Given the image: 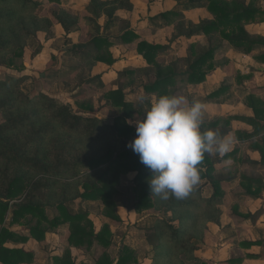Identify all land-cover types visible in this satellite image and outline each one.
<instances>
[{"label": "rangeland", "instance_id": "1", "mask_svg": "<svg viewBox=\"0 0 264 264\" xmlns=\"http://www.w3.org/2000/svg\"><path fill=\"white\" fill-rule=\"evenodd\" d=\"M31 2L35 3L32 10L31 4L25 9L20 4L12 6L11 2L9 6L0 5V98L9 97L13 103L5 113L0 112V124L8 116L20 113L27 117L14 131L18 138H23L32 126L35 130H47L36 139L30 151L44 155L49 163L61 148L56 146L65 140L72 149L70 153L64 151L65 156L72 162L103 153L106 147L113 146L109 160L92 169L80 168L78 172L77 177L89 174L86 180L104 187L98 198L78 196L87 185L83 179L72 178L70 172H65L67 176L59 180L29 170L18 172V178L20 172H27L31 176L30 184L35 186L49 184L33 188L32 200L43 208V217L26 213L14 222L9 211L0 225V229L5 227L26 237L25 241L6 242V246L23 250L25 260L19 264H60L57 258L67 250L76 260L85 259L84 264H96L95 260L102 255L115 260L125 247L133 251L136 263L149 264L153 256L149 243L156 220L170 218L172 224L188 231L193 229L190 219L180 220L177 216L195 214L193 209L202 217L197 221L201 237L196 242L200 247L194 254L203 264H264V190L251 194L244 187L245 178L252 176L261 177L264 182V166L260 165L259 153L253 147L264 138V130L248 140H241L236 134L237 130H254L248 121L254 114L248 105L249 98L264 100V67L260 68L262 63L253 58L264 53V21L244 25L247 36L259 40L250 55L238 52L219 32H214L217 48L211 64L203 68L206 77L199 83H191L182 82L181 77L187 78L196 51L208 45V36L200 33L175 41L172 37L180 21L188 27L212 18L206 4L190 7L185 5L186 0H125L124 8H117L108 16L103 9H109L112 4L101 10L93 9L91 0ZM245 2L264 8V0ZM15 11L19 17L9 24L6 16ZM26 11H32V17L26 16ZM58 16L75 25L66 29ZM36 26L38 29L34 31ZM125 32H132L128 41L123 38ZM95 37L101 39L99 47L93 41ZM141 42L157 45L151 62L142 56ZM156 65L167 66L179 75L173 77L165 91L158 92L184 96L189 102L200 100L204 104L202 128L212 126L211 129L234 136L229 153L224 156L206 153L200 165L203 171L207 164L213 167L209 176H201L193 189L198 192L192 194L193 199L197 195L204 201L213 199V205L206 211L203 209L206 202L202 201L201 207L190 205V211L182 207L175 216L170 211V199L164 201L151 194L149 180L147 183L134 180L136 171L130 168L138 166V155L132 153L136 155L134 161L128 156H118L122 149L133 152L127 145L136 135L135 122L143 117L148 102L157 97L158 92L146 89L155 80ZM141 96L145 97L143 104L139 101ZM31 97L35 98L26 103ZM43 97L67 103L83 116L97 118L102 133L100 141L91 142L83 133L53 128L50 113L45 111L47 101L41 102ZM119 116L132 126L129 133L113 134V121ZM3 167L0 159V169ZM1 179L2 176L0 189ZM214 181L219 182L217 187ZM28 184L26 179H17L16 192L6 201L14 204L23 200ZM143 193L146 197L141 200ZM59 203L64 204L68 213L83 215L81 224L85 228L91 226L99 233L105 229L103 236L108 244L95 240L88 247L70 245V223L59 211ZM206 217L214 219L206 220ZM33 227L45 230L41 239H35L30 232ZM245 242L257 243L245 245ZM179 258L184 264H197L186 260L183 254Z\"/></svg>", "mask_w": 264, "mask_h": 264}, {"label": "trees", "instance_id": "2", "mask_svg": "<svg viewBox=\"0 0 264 264\" xmlns=\"http://www.w3.org/2000/svg\"><path fill=\"white\" fill-rule=\"evenodd\" d=\"M9 2L12 3V6L16 7L20 4V8L24 9L29 4H31V10L35 7V3L31 2V0H0V5L3 4L9 6ZM108 4H112V6L109 9L104 10L103 7ZM205 4L213 17L210 19L201 20L200 23L188 27H185L183 22L180 21L176 25L175 28L177 31L172 37L174 39L173 41H175L179 40L180 38H188L200 33L208 36V45L205 47H200L199 50L197 49L198 51L195 50V57L193 58V61L190 65L187 78L184 79L181 77L182 82L187 80L191 83H199L206 77V72L203 71V68L206 65L211 64L210 62L213 58V53L217 48V45L214 44V32H219L220 36L227 40L235 50L247 55H250L253 45L259 42L258 39H250L247 36L244 25L264 21V8L255 7L254 4H248L245 2V0H186L185 5L190 7H201ZM90 5H92L93 9H100L102 7L101 9H103V11L109 16L115 9L124 8L125 0H107L105 2L91 0ZM25 13L26 16L29 15L32 17L33 15L32 11H26ZM170 14L175 15L176 12H171ZM18 17V11L6 16V18H9V24H11L13 20H17ZM57 19L66 29L70 30L72 26L75 25L74 22L64 20L60 18V16H58ZM37 29V26L34 27V31H37ZM131 36L132 32H125L123 34L125 41H128ZM93 41L96 43V46L99 47L101 39L95 37ZM141 46L140 52L142 53V56L151 62L154 58L153 54L157 49V45L141 42ZM18 48L21 49V46ZM253 58L257 62L264 64V53L256 55ZM153 70L156 77L152 83L146 85L147 91L158 92L161 89L165 91L164 89L167 84L174 80L173 77L176 78L179 76L167 66L156 65ZM216 94L217 92H214V95ZM156 95L158 97L159 95H162V93L158 92ZM34 98L35 97L28 98L26 103H29ZM44 101H47L45 111L50 113L53 128L57 129L58 131L62 130L63 132L83 133L90 138L91 142L100 141L98 139L102 133L101 130L99 131L97 118L78 114L67 103H60L54 99L47 100L45 97H43L41 102L44 103ZM12 104L9 97L0 98V112L5 113ZM248 105L251 107L254 113L248 119L249 123L254 127V130L250 132L237 130L236 134L239 135V139L241 140L252 139L257 134H260L262 130H264V100L254 101L249 98ZM26 117V114L14 113L7 118L5 117L6 119L4 122L0 124V159L3 160L4 164V167L0 169V176H2L1 182L3 184L0 189V225L3 224L5 215L9 211L10 220L14 222L26 213H32L34 215L43 217V208L39 203L33 202L32 200L35 197V189L33 188L40 187L41 185L49 186V184H38L40 186L30 184L31 176L27 173L28 170L39 173L42 176L48 175L50 177H55L57 180L61 179L62 176H67L64 174L65 172H70V176L72 178L83 179L82 182L87 185V188H85V190L78 195L82 198H98V196L102 195L105 191L103 186H96L94 181L86 180L89 174H85L84 177L77 176L80 168L85 167L87 169H92L95 166L109 160V155L112 152L111 147L113 144L110 147H106L103 153L97 152L85 160L79 159L72 162L65 156L64 151H66V153H70L72 151L70 148L71 145L67 144V140H65L62 145L56 146L61 148H59L57 153H55V159L49 163L46 161L44 155H39L30 151V147L36 141V139L42 134L46 133L47 130H35L32 126L23 138H18L17 135L14 134V131L25 123ZM102 128L107 127L102 126ZM113 128V134H117L119 132L129 133L132 130V126L127 124L122 116L114 118ZM210 128H212V126H210ZM253 147L259 153L260 158L258 161L260 165L264 166V138L259 141V144H253ZM132 153L134 152L122 149L118 156H128L132 158V161H134L137 154L135 155ZM137 160L139 163L138 166L130 168V170L136 171L134 180L138 183H147V181L151 179L152 173L149 171L150 169H148L139 161V158H137ZM258 161L256 163H258ZM212 168L213 167L211 164H207L205 171L201 172V176H209V172L212 170ZM19 171L27 172H20V177L18 178L17 174ZM21 178H23V180L26 179L29 181L27 186L28 192L26 193L25 198L20 202L9 204L6 199L16 192L14 183L17 179ZM245 180L246 184L244 187H246L247 191L251 194H258L261 190H264V182H262L261 177L252 176L245 178ZM218 183V181L213 182L216 187ZM148 189H150V187ZM196 192H198V190H193L189 196L184 199L175 200L174 197L170 198V201L172 202L170 205V211L173 213L175 212L176 216V213L181 212L183 209L188 211L192 210L188 209L190 205H193L195 208L201 207L202 201H204V199L201 198L200 195H197V197L193 199L192 194ZM145 197L146 193H143L141 200ZM173 199L176 202H173ZM212 201L213 199L204 201L206 202V205L203 207L205 211L213 205ZM58 206H60V208H58L59 211L63 213L64 218L70 223V234L68 237V242L70 245L76 248H81L85 245L88 247L95 240L105 245L108 244V241H106L107 238H105V235L103 236L105 229L102 228L100 233L99 231L95 232L91 226L89 229H87L81 224V221L84 218L83 215H73L68 213V210H66L63 203H59ZM177 206H180V208ZM182 207L183 209H181ZM193 210L195 211V214L188 212L186 216H180L182 214L177 216L180 220L183 217L190 219L191 227H193V229L188 231L182 230V228H179V226L172 224L170 222V218L156 220L155 224L152 226L154 235L151 236V242L149 243L153 247V256L150 259L149 264H184V260L179 258L180 254H183L188 261H195L197 264H203V262L200 261V258L194 254V251L200 247L196 242L201 237L200 228L197 227V221L202 217L201 214L197 213L195 209ZM205 219L207 220L214 218L206 217ZM53 220H56V218ZM41 229L42 228L38 227L30 228V232L35 235V239L39 240L42 238L45 230ZM15 240L25 241L26 237L19 236L18 233H15L5 227L0 229L1 263L19 264L25 260L23 257L24 252L20 247L6 246V242ZM250 243L257 242H245L244 244L250 245ZM57 259L60 264H76V258L72 256L70 250H67L64 256ZM95 263L138 264V262L136 263V258L133 255V251L127 247L121 250L119 256L115 260L111 259L107 255H102L97 260H95Z\"/></svg>", "mask_w": 264, "mask_h": 264}, {"label": "clouds", "instance_id": "3", "mask_svg": "<svg viewBox=\"0 0 264 264\" xmlns=\"http://www.w3.org/2000/svg\"><path fill=\"white\" fill-rule=\"evenodd\" d=\"M139 101L143 104L145 97ZM203 122L204 104L198 99L189 102L184 96L162 94L148 102L127 146L150 169L152 195L164 201L188 197L201 180L205 154L231 151L234 136L202 128Z\"/></svg>", "mask_w": 264, "mask_h": 264}, {"label": "crops", "instance_id": "4", "mask_svg": "<svg viewBox=\"0 0 264 264\" xmlns=\"http://www.w3.org/2000/svg\"><path fill=\"white\" fill-rule=\"evenodd\" d=\"M263 65H264V64H261L260 68L264 67ZM83 261H85V259H84ZM83 261H81V259L75 260V262H76L77 264H81V263L84 264Z\"/></svg>", "mask_w": 264, "mask_h": 264}]
</instances>
